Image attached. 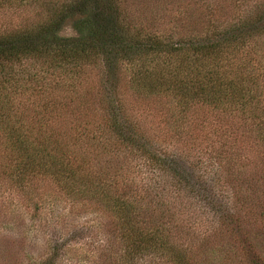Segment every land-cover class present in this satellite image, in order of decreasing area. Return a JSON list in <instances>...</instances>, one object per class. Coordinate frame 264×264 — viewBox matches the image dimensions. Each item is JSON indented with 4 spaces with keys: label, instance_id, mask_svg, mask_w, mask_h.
I'll return each mask as SVG.
<instances>
[{
    "label": "trees",
    "instance_id": "1",
    "mask_svg": "<svg viewBox=\"0 0 264 264\" xmlns=\"http://www.w3.org/2000/svg\"><path fill=\"white\" fill-rule=\"evenodd\" d=\"M254 145L264 155V0H0L1 174L104 207L118 264H213L222 250L202 244L228 231L264 264Z\"/></svg>",
    "mask_w": 264,
    "mask_h": 264
},
{
    "label": "rangeland",
    "instance_id": "2",
    "mask_svg": "<svg viewBox=\"0 0 264 264\" xmlns=\"http://www.w3.org/2000/svg\"><path fill=\"white\" fill-rule=\"evenodd\" d=\"M61 35L70 37L75 32L67 25ZM99 72V66L88 69L83 92L89 86L95 88ZM88 98L94 111L99 107L97 97L91 92ZM128 100L132 102L133 96H129ZM212 112L207 106L197 105L192 115L194 118L197 116L216 121L218 117ZM158 120L149 116L145 121L154 124ZM202 135L204 145L208 143L206 147L211 148L217 141L214 132L209 133L207 138L205 132ZM248 155L252 159V176L261 183L263 152L258 145H254ZM1 162L4 159L0 157ZM32 184L27 187L23 182L14 183L3 176L0 169V264H118L120 253L112 255L114 250L100 248L106 239L115 235L113 217L104 207L94 202L81 205V208L73 207L72 199L50 179H38ZM29 196L34 198L30 202ZM75 227L84 236H93L91 232L96 229H99V233L94 240L86 241L83 238L72 245V229ZM245 235L242 231H228L227 235L219 232L203 243L202 247L222 250L213 264H251L252 253L243 248L247 247L242 241Z\"/></svg>",
    "mask_w": 264,
    "mask_h": 264
}]
</instances>
